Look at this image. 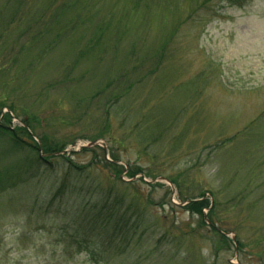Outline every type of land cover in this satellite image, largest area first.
Here are the masks:
<instances>
[{"label": "rangeland", "instance_id": "rangeland-1", "mask_svg": "<svg viewBox=\"0 0 264 264\" xmlns=\"http://www.w3.org/2000/svg\"><path fill=\"white\" fill-rule=\"evenodd\" d=\"M6 1L0 32L12 16L2 12ZM47 1L36 0L32 12ZM202 1L77 0L35 50L0 71V98L2 81L26 87L7 94L18 111L10 126H24L26 107L38 117L36 141L66 144L74 165H88L65 176L67 161L40 164L0 133V171L14 173L0 192V264H264V0L199 8ZM79 14L90 18L36 59ZM100 25L109 26L92 44ZM24 28L0 42V60ZM95 140L97 153L81 149ZM111 154L127 171L141 169L122 174L129 185L109 178L102 159ZM202 192L216 206L210 220L204 208L205 225L183 201ZM104 202L136 205L137 216L126 213L127 237L80 244L79 221L88 224V211ZM105 246L104 258H91Z\"/></svg>", "mask_w": 264, "mask_h": 264}, {"label": "trees", "instance_id": "trees-1", "mask_svg": "<svg viewBox=\"0 0 264 264\" xmlns=\"http://www.w3.org/2000/svg\"><path fill=\"white\" fill-rule=\"evenodd\" d=\"M134 1V0H133ZM138 1V0H136ZM155 1H161V0H153ZM169 2V0H163ZM213 0H204L202 3H198L199 8L200 6H206ZM221 1V0H219ZM249 0H224L229 5H238L243 6L246 3H248ZM36 0H7L4 9L2 12H8L12 11V16L10 18L9 23L6 25V27L0 32V42L4 43L9 36L11 32V28L14 26H17L19 24L24 23V29L21 31L19 30L18 36L14 37V40L11 42L12 44L8 47L5 51H3L1 60H0V71L1 72H8L12 68V65L18 63L20 56L24 52H29L35 50V45L39 44L40 42H43L47 37H49L52 32L54 26H57L60 23L61 16H63L67 11H71L75 8L77 5V0H48L43 7L38 8V12H32L35 10L36 6L34 3ZM83 10L79 11L82 12ZM84 16L79 14L78 16L74 17L73 20L68 22L64 27L57 30L54 38L50 40L49 43H46V45L43 47L42 51L38 53L36 59H41L44 57L48 52L52 51L57 45H59L62 42L67 41L69 38L75 35L77 29H79V26L83 24L84 21L88 20L90 17L83 18ZM109 25L103 27V25H100L95 32V37L92 42V44L100 43L101 39L104 36L105 29L108 28ZM26 37V38H25ZM18 40L22 41V44L16 48L15 45H17ZM63 80H68V75L64 76ZM110 85L112 82H109ZM1 89L4 90V94H1L0 98V133L7 134L9 138L11 139L13 143V147L17 149H29L32 152H35L37 157L36 161L43 165H53L55 159L61 158L65 161H67L70 166L69 169H65L64 175L67 176L68 173L71 172V170L75 168L79 170V172H82V170H85L88 168V165L84 166H77L74 165V162L71 161V158L66 155L67 152H64V150L67 149L66 144H58L57 142L50 140L47 137H42L39 141L35 140V135L33 134L35 125L33 124L34 121L38 119L37 115L35 113L29 112V110L26 107H20L22 108V111H24L26 117L21 121V123L24 126H20L17 128H13L10 126L12 124V120L16 115L13 114L15 111L18 115V111L15 109V104L8 103L6 101L7 96L17 94V91L19 90H26V87H22L23 83L21 84L16 83L15 78L10 80H5L4 82H1ZM133 86V83H130L127 88L124 89L125 93L130 90V88ZM8 94V95H7ZM117 99V97H116ZM113 99H108L109 104L111 103ZM8 108L9 110L5 113L2 112L3 108ZM106 113L108 112V109H105ZM43 123V122H42ZM99 146L95 145L93 147H85L82 150L84 152H93L97 153L99 150ZM42 151V154H41ZM112 160H107L106 158H103L102 161L104 162V168L109 171V178L114 181H119L120 183L129 185L130 183H126L122 181V174L124 172L127 173L129 178L135 177L141 169H134V170H126V166L122 165L119 162V159H117V156L115 154H111ZM92 163H97L96 160ZM50 167V166H49ZM10 171V170H9ZM8 169L0 171V192L6 189L9 186H12L14 183L10 182L11 175H14V173L9 172ZM70 171V172H69ZM172 182H176L174 179H172ZM162 183L156 182L153 185H150L152 187L155 186H161ZM113 186H109L107 189V198L110 199V194L113 189H111ZM61 190L59 189L56 194H59ZM205 192L200 193L199 195L195 197H186L184 198L185 209L190 211L191 213L198 214L200 216V220L202 224H206L205 219L209 220L214 214V211L216 209V206L213 208L210 207V202L208 199H202L204 198ZM124 201V200H123ZM132 202V201H131ZM108 202H104L102 205H96L95 207H92L89 213L86 215V219L89 220L87 223L83 221H79L80 228L84 231V235H82V240H80V244H87V242L90 239H93V237H97L98 234H101L103 236L107 237L108 240H114V238H123L125 239L128 235V232L130 228L126 226V213L132 211L136 216L138 215L136 213V205H108ZM132 204V203H130ZM217 205V204H216ZM121 206V209L123 210L120 212L119 207ZM210 208V215H208V218H206L204 214V208ZM212 230L217 232L218 230L215 227V223L212 221ZM143 225V222H139V226L136 227V229H141ZM217 230V231H216ZM66 234V233H65ZM26 234H22V237H26ZM222 237L225 239V235L223 234ZM88 240V241H87ZM119 240V239H118ZM91 241V240H90ZM2 242L0 238V243ZM72 239L70 236L64 235L62 237V243L64 246V251L66 254L69 253L70 248L73 246V243L71 244ZM106 243V242H105ZM105 243L103 245H105ZM107 248L109 246H105V248H102V252H94L92 251L91 258L96 260H101V258H104V255H107ZM98 253V254H96ZM101 253V254H100ZM70 255V253H69Z\"/></svg>", "mask_w": 264, "mask_h": 264}, {"label": "water", "instance_id": "water-1", "mask_svg": "<svg viewBox=\"0 0 264 264\" xmlns=\"http://www.w3.org/2000/svg\"><path fill=\"white\" fill-rule=\"evenodd\" d=\"M96 143H97L96 141L91 142V143L88 144V146H93V145H95ZM160 179H161V180L169 181V180H168L167 178H165V177H161Z\"/></svg>", "mask_w": 264, "mask_h": 264}]
</instances>
